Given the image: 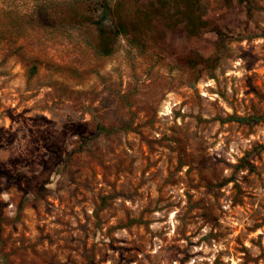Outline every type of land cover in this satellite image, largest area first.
<instances>
[{
	"label": "rangeland",
	"instance_id": "374dc122",
	"mask_svg": "<svg viewBox=\"0 0 264 264\" xmlns=\"http://www.w3.org/2000/svg\"><path fill=\"white\" fill-rule=\"evenodd\" d=\"M87 1L0 0V264H264V123L228 119L264 113V0L109 55Z\"/></svg>",
	"mask_w": 264,
	"mask_h": 264
},
{
	"label": "trees",
	"instance_id": "16d2710c",
	"mask_svg": "<svg viewBox=\"0 0 264 264\" xmlns=\"http://www.w3.org/2000/svg\"><path fill=\"white\" fill-rule=\"evenodd\" d=\"M125 1L115 0L112 3L110 0H88L85 14L72 10V23H85L93 28L91 45L97 54H111L119 36H127L132 43L141 46L145 44L150 33L157 32L162 26L172 31L181 24L189 35L197 34L206 26L201 0H131V9L125 7ZM210 59L206 58L205 61ZM188 61L193 65L196 59L191 58ZM228 119L253 125L264 123V113L232 114ZM262 149L264 150V144H259L251 151L259 152ZM249 154L247 152L240 158L237 167L252 169L253 166L248 160Z\"/></svg>",
	"mask_w": 264,
	"mask_h": 264
}]
</instances>
